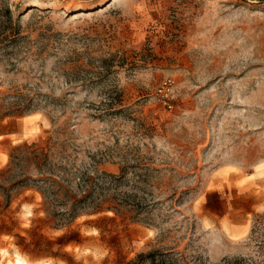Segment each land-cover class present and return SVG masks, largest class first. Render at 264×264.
Wrapping results in <instances>:
<instances>
[{"label":"rangeland","instance_id":"rangeland-1","mask_svg":"<svg viewBox=\"0 0 264 264\" xmlns=\"http://www.w3.org/2000/svg\"><path fill=\"white\" fill-rule=\"evenodd\" d=\"M19 260L264 264V0H0V264Z\"/></svg>","mask_w":264,"mask_h":264},{"label":"built area","instance_id":"built-area-1","mask_svg":"<svg viewBox=\"0 0 264 264\" xmlns=\"http://www.w3.org/2000/svg\"><path fill=\"white\" fill-rule=\"evenodd\" d=\"M154 97L166 110L172 111L175 101V81L172 78L163 79L157 86Z\"/></svg>","mask_w":264,"mask_h":264},{"label":"trees","instance_id":"trees-1","mask_svg":"<svg viewBox=\"0 0 264 264\" xmlns=\"http://www.w3.org/2000/svg\"><path fill=\"white\" fill-rule=\"evenodd\" d=\"M13 161L14 160H12L11 159V164H13ZM26 182H21V184H24V183H28L27 181L28 180H25ZM44 181H46L47 183H54L55 181H53V179H51V178H45L44 179ZM91 196V193L89 192V194L88 195H85L84 197H83V200H86L87 198H89ZM84 202V201H83ZM83 202H81V200L80 201H74V203H73V205H72V207H71V209L67 212V216L69 217V220H74V219H76V218H78L79 216H80V210H78V206L81 204V203H83ZM139 258H150V259H153L154 258V255H152V254H150V255H147V256H144V255H139Z\"/></svg>","mask_w":264,"mask_h":264},{"label":"crops","instance_id":"crops-1","mask_svg":"<svg viewBox=\"0 0 264 264\" xmlns=\"http://www.w3.org/2000/svg\"><path fill=\"white\" fill-rule=\"evenodd\" d=\"M246 233V228H237L232 236L242 237ZM240 234V235H239Z\"/></svg>","mask_w":264,"mask_h":264},{"label":"bare ground","instance_id":"bare-ground-1","mask_svg":"<svg viewBox=\"0 0 264 264\" xmlns=\"http://www.w3.org/2000/svg\"><path fill=\"white\" fill-rule=\"evenodd\" d=\"M12 264H14V263H12ZM18 264H23V262L19 260Z\"/></svg>","mask_w":264,"mask_h":264}]
</instances>
